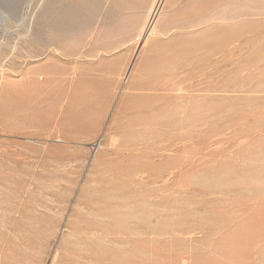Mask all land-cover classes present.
<instances>
[{"label": "rangeland", "instance_id": "1", "mask_svg": "<svg viewBox=\"0 0 264 264\" xmlns=\"http://www.w3.org/2000/svg\"><path fill=\"white\" fill-rule=\"evenodd\" d=\"M0 264H264V0H0Z\"/></svg>", "mask_w": 264, "mask_h": 264}, {"label": "bare ground", "instance_id": "2", "mask_svg": "<svg viewBox=\"0 0 264 264\" xmlns=\"http://www.w3.org/2000/svg\"><path fill=\"white\" fill-rule=\"evenodd\" d=\"M150 10V9H149ZM153 10V9H152ZM154 11H155V9H154ZM146 18V17H145ZM144 22V21H143ZM145 22H146V20H145ZM148 22V21H147ZM146 24V23H145ZM151 24V23H150ZM143 25V24H142ZM141 25V26H142ZM148 27V26H147ZM150 28V27H149ZM146 29H148V28H146ZM150 30V29H149ZM141 33V32H140ZM49 48H50V46H49ZM50 49H52V48H50ZM54 50L56 49L55 47L53 48ZM55 52H57V49H56V51ZM44 73H46V72H44V71H42V72H38V71H36V72H32L31 74L33 75V79H36V78H40L41 77V75L42 74H44ZM36 77V78H35Z\"/></svg>", "mask_w": 264, "mask_h": 264}]
</instances>
